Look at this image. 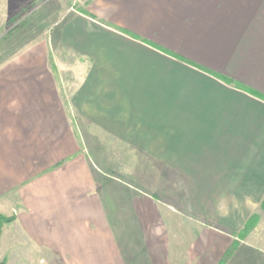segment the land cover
Here are the masks:
<instances>
[{
    "label": "crops",
    "instance_id": "obj_1",
    "mask_svg": "<svg viewBox=\"0 0 264 264\" xmlns=\"http://www.w3.org/2000/svg\"><path fill=\"white\" fill-rule=\"evenodd\" d=\"M86 4L58 33L80 58L70 94L44 61L0 75V259L262 262L202 220L242 228L264 195V99L246 89L264 94V0Z\"/></svg>",
    "mask_w": 264,
    "mask_h": 264
},
{
    "label": "rangeland",
    "instance_id": "obj_2",
    "mask_svg": "<svg viewBox=\"0 0 264 264\" xmlns=\"http://www.w3.org/2000/svg\"><path fill=\"white\" fill-rule=\"evenodd\" d=\"M12 1L13 3H18L20 0ZM86 1L87 0H28V2L26 1V3L22 5L10 7L5 3V0H0V75H2V72L8 75V68L12 66L10 63L13 61H44L50 67L53 76L65 79L63 89L66 94H70L74 87L73 80L77 76L76 73H74L73 65L77 64L80 58L78 55L62 47L58 38V33L64 21L73 11V8H85L87 5ZM99 151L102 152V155H105L106 152L111 155V152H114V154L117 153L118 155L126 152L120 149ZM128 151L130 159L133 158V156H135L132 154L133 150ZM133 167L137 168V165L134 164V166L132 165V169ZM140 168L142 169L144 167L140 166ZM250 199L254 198L250 197ZM241 200L243 204V198H241ZM252 204L253 205L248 208L244 207L246 210L241 211L238 215L241 218L242 225H244L249 216L255 214L257 215V219L246 236L239 240L243 244H246L245 246L254 247L259 250L263 258V261L261 260L262 262L259 264H264V195L260 197L259 200L252 201ZM191 218L197 220L198 216L193 214ZM199 218L202 219L200 216ZM202 221L223 227L226 237L232 236L233 238L234 234L240 229V227L232 229L226 226L228 223L230 224L229 216L224 218V223L210 217L203 218ZM241 222H239L240 225ZM3 247L6 251L9 249L8 238H6V243ZM7 257L9 258L8 255ZM16 257L17 259L13 257L12 264H27L28 261H30V264L49 263L46 254L39 250H31L30 253H24L22 258L18 257V255H16ZM0 262L5 264L6 260L4 261V259L1 258Z\"/></svg>",
    "mask_w": 264,
    "mask_h": 264
},
{
    "label": "trees",
    "instance_id": "obj_3",
    "mask_svg": "<svg viewBox=\"0 0 264 264\" xmlns=\"http://www.w3.org/2000/svg\"><path fill=\"white\" fill-rule=\"evenodd\" d=\"M250 93L264 99V94L257 92L256 90H252L249 88H246ZM193 215V214H191ZM13 219V216H5L3 214H0V231L2 228L3 223L6 222H10ZM257 219V215H252L249 216V218L245 221L244 225L242 226V228H240L236 234H234V236L238 239L244 238L246 236V234L249 232V230L251 229V227L254 225L255 221ZM238 240H234L233 243H237ZM232 252V248H228L225 250L224 254L222 255V257L220 258V260L218 261L217 264H224L226 262V260L228 259V257L230 256ZM0 264H4L3 262H0Z\"/></svg>",
    "mask_w": 264,
    "mask_h": 264
}]
</instances>
